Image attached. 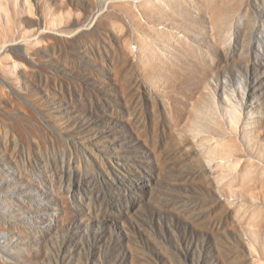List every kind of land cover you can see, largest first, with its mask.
<instances>
[{
	"label": "rangeland",
	"instance_id": "374dc122",
	"mask_svg": "<svg viewBox=\"0 0 264 264\" xmlns=\"http://www.w3.org/2000/svg\"><path fill=\"white\" fill-rule=\"evenodd\" d=\"M0 264H264V0H0Z\"/></svg>",
	"mask_w": 264,
	"mask_h": 264
}]
</instances>
